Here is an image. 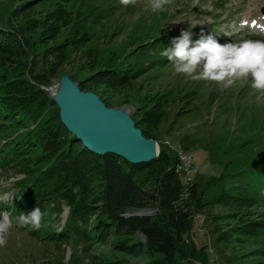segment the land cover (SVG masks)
Returning a JSON list of instances; mask_svg holds the SVG:
<instances>
[{
  "label": "rangeland",
  "instance_id": "obj_1",
  "mask_svg": "<svg viewBox=\"0 0 264 264\" xmlns=\"http://www.w3.org/2000/svg\"><path fill=\"white\" fill-rule=\"evenodd\" d=\"M263 25L264 0H171L162 11L153 10L150 0L127 7L119 0H0V39L6 45L0 49V79L15 77L37 85L35 77L45 74L48 83L38 85L53 100L54 89L67 76L106 107L125 112L144 137L155 141V158L160 148L171 155L164 163L132 164L108 153L144 188L154 189L158 178L173 170L192 223L170 264H264V93L252 89L250 78L222 90L213 82L174 74L170 62L150 65L143 59L152 55L155 38L178 37L188 27H193V42L203 32L223 45L264 41ZM164 56L163 50L159 57ZM120 69L131 73L117 84L108 82L105 73ZM44 110L57 111L59 117L54 100ZM76 141L75 150L85 148ZM24 179L14 169L0 170V216L11 224L7 245L0 247V264L149 260L130 249L134 241L143 243L141 235L125 240L112 227L103 242L33 236L29 228L19 226V216L11 218L4 209ZM93 183L96 197L104 181L98 176ZM51 205L44 209L50 211L49 222L42 227L58 231L68 207L62 205L57 212ZM132 212L159 215L155 206Z\"/></svg>",
  "mask_w": 264,
  "mask_h": 264
},
{
  "label": "trees",
  "instance_id": "obj_2",
  "mask_svg": "<svg viewBox=\"0 0 264 264\" xmlns=\"http://www.w3.org/2000/svg\"><path fill=\"white\" fill-rule=\"evenodd\" d=\"M174 37L169 34L162 41H159L160 37L155 38L158 40L156 49L143 59L146 58L150 65L170 62L166 56L161 60L159 55ZM5 46L0 43V49L4 50ZM140 68L144 66L140 64ZM130 73L120 69L105 75L108 82L117 84ZM35 79L38 84L48 83L45 74ZM38 84L15 77L0 79V170L14 169L25 178L11 205L4 207L5 212L15 218L36 206L44 211L52 204L51 211L59 212L62 205H66L68 214L58 231L49 227L39 230L29 227V233L52 241H68L74 236L103 242L104 234L112 227L125 240L130 241L137 235L143 237V243L134 241L130 245L133 253L149 258L143 264L172 263L177 244L192 223L191 215L180 199L173 170L164 172L154 189H148L134 183L131 173L115 155H98L86 148L75 150L78 142L60 122L57 111L45 113L44 109L53 104V100ZM169 157L171 155L160 148L158 157L147 163H164ZM95 158L96 162H93ZM93 170L96 177L101 176L104 181L96 197L93 195L96 187ZM112 181L116 184L113 198L109 194ZM149 206H155L159 215L132 212ZM124 210L131 213L123 216ZM49 212L47 210L42 226L48 224ZM92 213H96L94 218H91ZM116 245H119L118 241Z\"/></svg>",
  "mask_w": 264,
  "mask_h": 264
},
{
  "label": "clouds",
  "instance_id": "obj_3",
  "mask_svg": "<svg viewBox=\"0 0 264 264\" xmlns=\"http://www.w3.org/2000/svg\"><path fill=\"white\" fill-rule=\"evenodd\" d=\"M137 0H119L122 6H134ZM171 0H150L153 10L162 11ZM193 27L172 38L164 54L170 61L174 74H182L191 81H208L222 90L231 88L237 81L251 79L252 89L264 93V41L243 40L220 44L213 35L200 34L193 42ZM168 144L167 139L164 140ZM47 215L36 206L17 217L21 228L39 230ZM11 224L6 216H0V247L8 242Z\"/></svg>",
  "mask_w": 264,
  "mask_h": 264
},
{
  "label": "water",
  "instance_id": "obj_4",
  "mask_svg": "<svg viewBox=\"0 0 264 264\" xmlns=\"http://www.w3.org/2000/svg\"><path fill=\"white\" fill-rule=\"evenodd\" d=\"M61 84V91L52 95L60 122L83 147L98 155L114 153L132 164L156 157L155 141L144 137L125 112L106 107L97 95L81 91L67 76Z\"/></svg>",
  "mask_w": 264,
  "mask_h": 264
},
{
  "label": "bare ground",
  "instance_id": "obj_5",
  "mask_svg": "<svg viewBox=\"0 0 264 264\" xmlns=\"http://www.w3.org/2000/svg\"><path fill=\"white\" fill-rule=\"evenodd\" d=\"M61 87H62V84H61V81H60L59 84L57 85V87L54 89V93L53 94L57 95L61 91Z\"/></svg>",
  "mask_w": 264,
  "mask_h": 264
},
{
  "label": "built area",
  "instance_id": "obj_6",
  "mask_svg": "<svg viewBox=\"0 0 264 264\" xmlns=\"http://www.w3.org/2000/svg\"><path fill=\"white\" fill-rule=\"evenodd\" d=\"M158 151H159V149H158ZM178 152H180V154H183L185 151L179 150Z\"/></svg>",
  "mask_w": 264,
  "mask_h": 264
},
{
  "label": "snow or ice",
  "instance_id": "obj_7",
  "mask_svg": "<svg viewBox=\"0 0 264 264\" xmlns=\"http://www.w3.org/2000/svg\"><path fill=\"white\" fill-rule=\"evenodd\" d=\"M253 25H255V22H253Z\"/></svg>",
  "mask_w": 264,
  "mask_h": 264
}]
</instances>
